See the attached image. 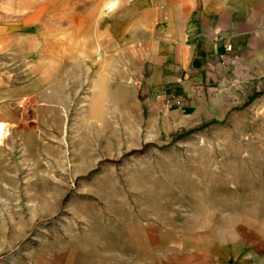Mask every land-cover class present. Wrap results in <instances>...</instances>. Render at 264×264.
I'll list each match as a JSON object with an SVG mask.
<instances>
[{"label": "rangeland", "instance_id": "1", "mask_svg": "<svg viewBox=\"0 0 264 264\" xmlns=\"http://www.w3.org/2000/svg\"><path fill=\"white\" fill-rule=\"evenodd\" d=\"M120 1L0 0V264H127L143 243L264 254V77L200 79L228 100L210 116L181 85L152 108L111 72L135 11Z\"/></svg>", "mask_w": 264, "mask_h": 264}, {"label": "crops", "instance_id": "2", "mask_svg": "<svg viewBox=\"0 0 264 264\" xmlns=\"http://www.w3.org/2000/svg\"><path fill=\"white\" fill-rule=\"evenodd\" d=\"M126 4L135 10L127 19V32L112 33L113 44L125 47L122 53L113 48L107 57L112 60L113 76L125 77L123 85L131 80L143 85L152 108L163 106V93L181 85L182 98L191 96L188 102L196 103L187 105L210 116L214 113L211 106L225 107L228 100L220 93L211 96L198 84L200 79L225 74L264 77V0H127ZM120 5L124 2L117 0L112 12ZM106 77L111 86L118 83ZM38 78L37 92L45 96L51 81L42 73ZM52 107L48 101L43 110L50 112ZM262 248L255 246L256 255L249 256L247 250L237 252L232 246L143 243L127 251L133 254L127 264H264ZM153 250L156 255L151 256ZM110 252L119 253L120 246Z\"/></svg>", "mask_w": 264, "mask_h": 264}, {"label": "built area", "instance_id": "3", "mask_svg": "<svg viewBox=\"0 0 264 264\" xmlns=\"http://www.w3.org/2000/svg\"><path fill=\"white\" fill-rule=\"evenodd\" d=\"M6 128L4 127V129H3V127H1V125H0V138H2L3 136H4V130H5ZM7 130V129H6ZM6 130H5V132H6Z\"/></svg>", "mask_w": 264, "mask_h": 264}, {"label": "bare ground", "instance_id": "4", "mask_svg": "<svg viewBox=\"0 0 264 264\" xmlns=\"http://www.w3.org/2000/svg\"><path fill=\"white\" fill-rule=\"evenodd\" d=\"M0 125H1V124H0ZM1 127H3V126L1 125ZM3 128H4V127H3ZM4 137H5V134H4V136H3L2 138H0V139H2V140H3V139H4ZM4 140H5V139H4Z\"/></svg>", "mask_w": 264, "mask_h": 264}]
</instances>
